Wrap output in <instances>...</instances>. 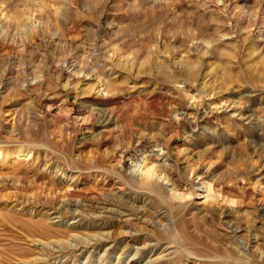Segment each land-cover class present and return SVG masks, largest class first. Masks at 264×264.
Wrapping results in <instances>:
<instances>
[{
  "label": "rangeland",
  "instance_id": "374dc122",
  "mask_svg": "<svg viewBox=\"0 0 264 264\" xmlns=\"http://www.w3.org/2000/svg\"><path fill=\"white\" fill-rule=\"evenodd\" d=\"M0 148V264H264V0H0Z\"/></svg>",
  "mask_w": 264,
  "mask_h": 264
},
{
  "label": "bare ground",
  "instance_id": "6f19581e",
  "mask_svg": "<svg viewBox=\"0 0 264 264\" xmlns=\"http://www.w3.org/2000/svg\"><path fill=\"white\" fill-rule=\"evenodd\" d=\"M85 76V75H84ZM85 78H89V76H85ZM106 83V82H105ZM104 82H101V81H98L97 83H95L93 86H91L89 89H88V92L90 95H92V97L94 98H97V97H102L104 96L105 94H107V90H108V87L107 85L105 84ZM70 87V86H69ZM63 89V88H62ZM63 90H66V89H63ZM86 93V92H83V94ZM88 94V95H89ZM76 97V96H75ZM110 111V110H109ZM185 112V111H184ZM110 113V112H109ZM106 115V114H105ZM108 117V116H107ZM112 118V117H111ZM154 139V138H153ZM149 143V142H148ZM168 144V143H167ZM129 148V147H128ZM127 147L125 149H128ZM165 148V147H164ZM1 149V148H0ZM121 151V150H120ZM129 150H126L125 153H127ZM1 152V151H0ZM151 170H152V167L151 166H146L145 168V172L147 175H150L151 174ZM148 188L150 190H156L157 189V183L155 181H151L149 182L148 184ZM70 201V200H69ZM64 203H69L68 201L64 202ZM63 203V204H64ZM68 205V204H66Z\"/></svg>",
  "mask_w": 264,
  "mask_h": 264
}]
</instances>
